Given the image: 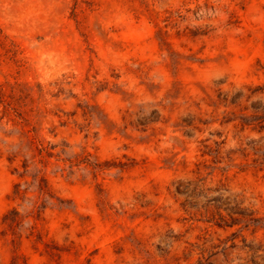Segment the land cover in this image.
Returning <instances> with one entry per match:
<instances>
[{
	"label": "rangeland",
	"instance_id": "rangeland-1",
	"mask_svg": "<svg viewBox=\"0 0 264 264\" xmlns=\"http://www.w3.org/2000/svg\"><path fill=\"white\" fill-rule=\"evenodd\" d=\"M0 264H264V0H0Z\"/></svg>",
	"mask_w": 264,
	"mask_h": 264
},
{
	"label": "trees",
	"instance_id": "trees-1",
	"mask_svg": "<svg viewBox=\"0 0 264 264\" xmlns=\"http://www.w3.org/2000/svg\"><path fill=\"white\" fill-rule=\"evenodd\" d=\"M0 101H1V103H3L5 105V108L7 110V107H9L10 104L8 102H6L5 99H3V94L1 92H0Z\"/></svg>",
	"mask_w": 264,
	"mask_h": 264
}]
</instances>
